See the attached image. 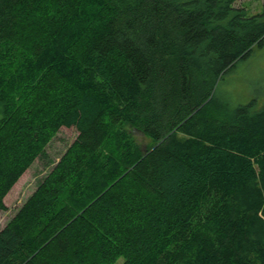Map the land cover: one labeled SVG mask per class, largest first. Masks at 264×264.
Returning <instances> with one entry per match:
<instances>
[{"label": "trees", "instance_id": "16d2710c", "mask_svg": "<svg viewBox=\"0 0 264 264\" xmlns=\"http://www.w3.org/2000/svg\"><path fill=\"white\" fill-rule=\"evenodd\" d=\"M238 1L0 0V211L78 132L0 264H264V108L217 92L264 43Z\"/></svg>", "mask_w": 264, "mask_h": 264}, {"label": "rangeland", "instance_id": "374dc122", "mask_svg": "<svg viewBox=\"0 0 264 264\" xmlns=\"http://www.w3.org/2000/svg\"><path fill=\"white\" fill-rule=\"evenodd\" d=\"M263 5L264 0H239L236 4L237 7L247 8L251 14H260L264 9ZM217 92L219 98L229 102L232 107L255 101L254 109L264 108V43L254 47L248 57L238 61L224 75ZM77 136L75 128H61L47 146L44 156L37 159L19 179L4 200L7 210L0 211V232L53 170ZM137 138L141 143L148 142L141 135Z\"/></svg>", "mask_w": 264, "mask_h": 264}]
</instances>
